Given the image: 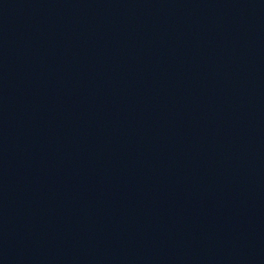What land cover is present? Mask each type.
Listing matches in <instances>:
<instances>
[{
	"label": "water",
	"instance_id": "1",
	"mask_svg": "<svg viewBox=\"0 0 264 264\" xmlns=\"http://www.w3.org/2000/svg\"><path fill=\"white\" fill-rule=\"evenodd\" d=\"M192 264H264V37Z\"/></svg>",
	"mask_w": 264,
	"mask_h": 264
}]
</instances>
